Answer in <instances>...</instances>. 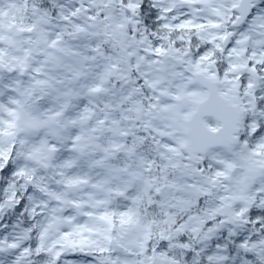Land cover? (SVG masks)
Here are the masks:
<instances>
[{"label":"snow or ice","instance_id":"snow-or-ice-1","mask_svg":"<svg viewBox=\"0 0 264 264\" xmlns=\"http://www.w3.org/2000/svg\"><path fill=\"white\" fill-rule=\"evenodd\" d=\"M0 264H264V0H0Z\"/></svg>","mask_w":264,"mask_h":264}]
</instances>
